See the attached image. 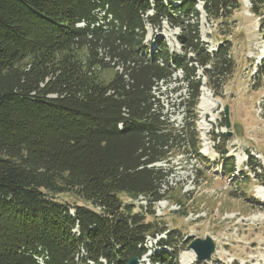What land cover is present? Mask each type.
<instances>
[{
	"label": "trees",
	"instance_id": "1",
	"mask_svg": "<svg viewBox=\"0 0 264 264\" xmlns=\"http://www.w3.org/2000/svg\"><path fill=\"white\" fill-rule=\"evenodd\" d=\"M242 1L0 0V264H126L149 252L157 230L125 199L150 210L170 177L155 165L200 146L195 123L178 128L161 97L184 91L178 107L194 113L202 87L228 81L231 43L204 47L197 5L217 23ZM249 2L264 16V0ZM165 22L180 29L183 55L165 39L146 42ZM101 45L121 65L107 82ZM172 242L150 263L178 264Z\"/></svg>",
	"mask_w": 264,
	"mask_h": 264
},
{
	"label": "rangeland",
	"instance_id": "2",
	"mask_svg": "<svg viewBox=\"0 0 264 264\" xmlns=\"http://www.w3.org/2000/svg\"><path fill=\"white\" fill-rule=\"evenodd\" d=\"M202 5L203 2L197 5L202 43L209 52L222 43H231L232 75L216 92L203 87L194 113L178 107L181 97L186 96L184 91L174 93L169 90L160 97L165 113L168 112L178 128H192L195 123L202 144L200 153L209 149L212 163L205 167L193 158L196 153L190 150L192 154L188 150L176 153L169 164L155 165L163 167L170 176L168 184H162L164 200L148 210L150 206L144 199L134 202L125 199L126 204L135 205L136 213L143 212L146 221L157 230L154 237L146 238L145 246L149 252L140 264H151V251H160L159 243L170 237L171 245L177 248L167 247L166 251L178 255V264H244L250 260H254V264H264V77L261 75L264 70V16H254L249 0H243L241 8L230 19L215 23L207 19ZM179 33V28L165 22L161 29L148 27L146 42L152 44L155 38L165 39L171 52L183 55L176 39ZM94 50L105 64L99 71L102 80L110 81L121 68L118 59L108 46L101 45ZM88 52L91 53L85 48L81 55L87 58ZM198 75L202 77V70ZM175 76L180 79L182 74L179 72ZM206 83L207 79L203 78V84ZM171 86L178 84L173 82ZM203 89L208 92L205 97ZM164 91L166 88L162 89ZM202 96L209 105L212 104L208 110L200 107ZM226 108L231 123L229 129L225 126ZM235 124L241 126V136L236 135ZM222 133H227L228 139L225 142L224 139L217 140L216 144L220 143V148L235 158L236 165L243 162L239 166L241 171L235 175H232L234 162L229 160L227 169L213 148L214 139ZM254 168H257L258 177L251 171ZM60 197L84 205L69 195ZM207 237L213 239L216 251L209 260L199 263L190 245ZM192 254L194 258H191Z\"/></svg>",
	"mask_w": 264,
	"mask_h": 264
},
{
	"label": "water",
	"instance_id": "3",
	"mask_svg": "<svg viewBox=\"0 0 264 264\" xmlns=\"http://www.w3.org/2000/svg\"><path fill=\"white\" fill-rule=\"evenodd\" d=\"M225 114V120H226V128L229 129L231 127L230 118H229V111L228 108L224 111ZM234 130L236 132L237 136L242 135V128L240 125L235 124ZM232 133H229V136H231ZM190 249L193 250V252L196 255L197 261L199 263L206 262L209 260L216 251V246L210 237H207L206 239H197L195 240L191 245ZM126 264H140L138 257H133L130 259Z\"/></svg>",
	"mask_w": 264,
	"mask_h": 264
},
{
	"label": "bare ground",
	"instance_id": "4",
	"mask_svg": "<svg viewBox=\"0 0 264 264\" xmlns=\"http://www.w3.org/2000/svg\"><path fill=\"white\" fill-rule=\"evenodd\" d=\"M204 90V89H203ZM205 95H208V92H207V90L205 89L204 90V97H205ZM203 96H202V98H201V103H200V107H201V109H203V110H208L209 109V107L212 105H209V103H207V100H206V98H204ZM263 246V245H262ZM194 258V254H192L191 255V258ZM259 263L261 262V261H258ZM244 264H254V260H250V261H248V262H246V263H244Z\"/></svg>",
	"mask_w": 264,
	"mask_h": 264
}]
</instances>
